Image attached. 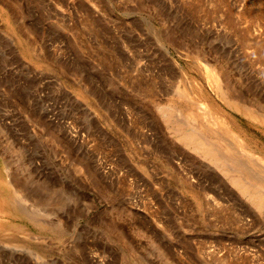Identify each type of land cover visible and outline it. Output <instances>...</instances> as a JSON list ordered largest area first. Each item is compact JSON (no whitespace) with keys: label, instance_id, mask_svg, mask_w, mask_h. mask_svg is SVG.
Here are the masks:
<instances>
[{"label":"rangeland","instance_id":"374dc122","mask_svg":"<svg viewBox=\"0 0 264 264\" xmlns=\"http://www.w3.org/2000/svg\"><path fill=\"white\" fill-rule=\"evenodd\" d=\"M262 166L264 0H0V264H264Z\"/></svg>","mask_w":264,"mask_h":264},{"label":"bare ground","instance_id":"6f19581e","mask_svg":"<svg viewBox=\"0 0 264 264\" xmlns=\"http://www.w3.org/2000/svg\"><path fill=\"white\" fill-rule=\"evenodd\" d=\"M211 72H212V70H211ZM214 72V71H213ZM212 72V73H213ZM208 75H209V73H208ZM207 75V76H208ZM213 75V74H212ZM210 76V75H209ZM213 77V76H212ZM215 77V76H214ZM217 77V76H216ZM215 77V78H216ZM209 78V77H208ZM213 79V78H212ZM214 80V79H213ZM216 80H217V78H216ZM209 81H210V79H209ZM219 81V80H218ZM216 81H213V83H215ZM210 83H212V82H210ZM220 86H221V83H220ZM216 87V86H215ZM217 87H219V85L217 86ZM217 87L215 88V89H217ZM217 91H218V89H217ZM220 91V90H219ZM222 92V91H221ZM185 93V92H184ZM187 93V92H186ZM223 93H224V91H223ZM183 95V94H182ZM188 95V94H187ZM184 96V95H183ZM185 96H186V94H185ZM184 96V97H185ZM189 97V96H188ZM188 97H186V98H188ZM202 106V105H201ZM201 108H203V107H201ZM239 110V109H238ZM246 111H249L247 108H246ZM250 115H251V113H250ZM247 116H249V114L247 115ZM252 116H253V114H252ZM250 117V116H249ZM252 118V117H251ZM257 117L255 116V119H256ZM253 119H254V116H253ZM263 120V119H262ZM218 121V120H217ZM212 122V121H211ZM212 124V123H211ZM214 124V123H213ZM218 124V123H217ZM216 125V124H215ZM222 125V124H221ZM230 132V131H229ZM232 138H233V136H231ZM220 138V137H219ZM235 138V137H234ZM247 145V144H246ZM250 146V145H249ZM231 149V148H230ZM209 151H211V150H209ZM208 151V152H209ZM210 153V152H209ZM229 153H230V151H229ZM258 154V153H257ZM207 155V154H206ZM253 161V160H252ZM256 161V160H255ZM256 163V162H255ZM259 163V162H258ZM257 163V164H258ZM217 165V164H216ZM219 166V165H218ZM258 166H261V165H258ZM262 169L264 168L263 166L261 167ZM258 180V179H257ZM261 180V179H260ZM235 181V180H234ZM235 183V182H234ZM237 183V182H236ZM260 183H262V182H260ZM239 184V183H238ZM239 186V185H238ZM264 192V191H263ZM262 192V193H263ZM264 194V193H263ZM256 200V199H255ZM263 200V199H262ZM263 205H264V203H263ZM260 207H262L261 205H260Z\"/></svg>","mask_w":264,"mask_h":264}]
</instances>
